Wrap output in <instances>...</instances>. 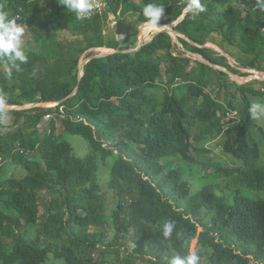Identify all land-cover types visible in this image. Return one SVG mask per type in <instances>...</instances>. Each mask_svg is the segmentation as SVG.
<instances>
[{
	"label": "trees",
	"instance_id": "1",
	"mask_svg": "<svg viewBox=\"0 0 264 264\" xmlns=\"http://www.w3.org/2000/svg\"><path fill=\"white\" fill-rule=\"evenodd\" d=\"M221 1L201 0L207 10L192 18L191 13H183L187 0H106L101 18L129 16L143 25V7L156 2L164 9L160 25L184 15L174 27L176 33L185 37L202 34L204 44L212 43L225 55L219 45L205 39L215 36L229 48H247L254 57V67L249 69L264 72V8L260 0H236L240 11L234 6L220 10ZM0 10L26 27L31 46L40 44L37 52L27 47L30 43L23 47L27 63L18 72L12 69L11 78L6 75L10 66L0 60V95L8 106L16 107L59 102L46 110H5L0 115V130H12L0 134L1 163L23 165L26 155H38L37 163L25 167L33 169L32 173L0 180V264H44L48 255L66 264H170L173 256L190 252L194 239L200 264H264V199L251 200L240 194L244 189L264 193V163L258 164L249 143L255 130L262 133L249 113L250 97H263V91L229 82L227 73L186 57L164 34L139 50L90 60L77 85L79 55L90 48L135 49L137 34L129 36L134 41L106 39L103 30L92 28L96 17L77 20L59 0H0ZM48 15L56 29L87 42L86 49L76 50L75 59L62 45L47 51L48 38L53 41L45 21ZM91 32L94 38H90ZM179 42L185 51L201 55L209 64L238 73L225 55L186 40ZM40 59L60 97L45 95L34 82L32 68ZM214 81L218 90L237 91L240 108L210 96L207 89ZM25 94L30 95L29 102ZM232 113L236 117L230 121ZM47 115L60 120L63 133L83 138L90 153L77 157L62 135L56 134L55 120H49L39 133L37 127ZM194 122L199 130L196 135ZM221 131L222 153L235 160L230 166L214 163L209 156V144ZM110 157L114 160L108 188L116 204L127 203L131 233L118 208L110 216V235L102 232L106 208L96 175L98 163H106ZM204 170L206 177L202 176ZM191 176L193 183L208 182L193 189L187 180ZM209 178H223L235 190L229 197L221 196L218 185ZM44 194L49 203L42 231L47 234L50 230L49 241L26 231L38 226ZM165 220L176 222L168 240L160 227ZM96 251L98 257L92 259Z\"/></svg>",
	"mask_w": 264,
	"mask_h": 264
},
{
	"label": "rangeland",
	"instance_id": "2",
	"mask_svg": "<svg viewBox=\"0 0 264 264\" xmlns=\"http://www.w3.org/2000/svg\"><path fill=\"white\" fill-rule=\"evenodd\" d=\"M133 1L136 3L142 2V0H133ZM235 1L236 0H222L218 4L219 9L221 10L223 8H226L227 6H234L237 11H240V7H239L238 3H236ZM97 17L95 18L94 23L92 24V28L98 27L101 30H103L102 35H105L106 39L122 40V39L128 38V40L134 41V38H131L129 36L134 35L135 33L137 34L135 40H137L138 37H140L142 39L145 37V36H143L144 35L143 32L146 31V29L143 27V25H139L134 19H132L129 16L123 17V16L109 15L105 21L101 18V15L97 16ZM49 20H50V16L48 15L45 18V21L48 24L51 36H53V38H52L53 41H51V39L48 38L50 41V43L48 42V45L46 46L48 52H51L54 50L56 51V50H58L56 47H58V45H62L63 49L65 51L69 52V57L72 59H75L78 55L76 52L77 49H79V48L80 49H86L87 48L86 47L87 42H85L83 40H79L76 36L71 35L67 32H62V31L56 29L55 26H53ZM175 23H179V22L176 21V22L170 23L166 26L168 28H171L173 25H175ZM47 30H48V28H47ZM163 31L164 30H161V28H159L157 31H146L147 32L146 37L152 36L155 34L156 35H159V34L167 35L169 37V40L175 46V48L177 47V49L180 52H183V50H184V49H182V45L179 42V39H182V40L189 41L193 46H196L198 48H210V49H213L214 51L218 52L220 55H225L218 47H216L212 43L207 42V44H204L205 43L204 35H202V34H193L191 37H185L183 35H179L176 32H172V31L167 30L168 33H165V31L164 32ZM89 35H90V38L95 37V34L92 32ZM149 40H151V38L148 39L147 41H149ZM205 40L214 41L217 45L220 46V48L225 53L228 54V55L226 54L225 56L227 57L228 63L231 65V67L233 69L238 67V65L242 66V68L254 67V57L252 55H249V52H247V48H237L236 46L229 48L226 45L221 44L219 39L215 36H210L209 39H205ZM31 41H32V37L27 32V29L25 27V34L23 37V47L25 48L26 45L28 43H30V44H28L27 47L30 46L29 49H32L35 52H37V49L39 50L40 44L31 46V43H32ZM242 49H246L247 53L243 52ZM107 52H108V49H106V48H90V49L86 50L83 54L79 55L78 62L81 61L82 59L84 60V59L88 58L91 55H100V54H104ZM55 54H56V52H55ZM198 56L199 55L192 56L191 59L192 60H199ZM166 68H167V66L163 62L162 63V71L165 74V78L168 77L167 76L168 73L165 70ZM194 68H195V65L193 63H191L190 72L192 75L195 74ZM222 70L225 71V69H223V68H222ZM32 76H33L34 82L37 84V86H39V88L43 89L45 95H49L50 93H54L57 97H60L61 93L59 91V88L57 86H55V87L52 86V84L50 83L52 81L53 77H50L46 73V71H43V63H42L41 59L37 64H35L33 66ZM46 76L49 79L46 80ZM250 77L253 78V75H248V77L245 80L250 81L251 80ZM263 77H264V75L259 76V78H258L259 82L253 81L252 83H249V82L245 83V80L244 81L241 80L238 76L232 77L229 74L228 75V79H229L228 81L231 83H236V84L239 83L238 85H241V86L248 85V86H251L252 88H254L255 90H261L264 92V78ZM159 92H160L159 94H162L163 90L159 91ZM207 92L212 97L216 96L221 103H224L228 107L235 105V106L240 108V106L242 105L241 100L239 98V95H238L237 91H235L234 88H229L227 90L221 88L220 90H218V86L216 85V83L214 81L211 84V86L207 89ZM24 97H25V101L29 102L30 95L25 94ZM200 101H201L200 99L197 100L198 103ZM250 102L251 103L260 102V103L264 104V96L263 97H250ZM55 103H57V102H55ZM191 104L193 106L196 105L193 101L191 102ZM30 105L31 104L26 103L23 106H27V108L40 107L44 110L55 106L54 103L35 104L32 106H30ZM235 117H236L235 113H232V114H230L228 119H230V121H233ZM252 118H253V121L256 124V126L261 129L262 133L255 130L252 134V137L249 140V143H250V145H252V148L254 150V155L257 156L256 160H257L258 164H263L264 163V115H261L258 117L252 116ZM49 120H55L56 134L62 135L61 136L62 140L71 146V148L73 149V151L77 157L84 158L90 153L88 143L83 138H81L79 136H73V135H70L67 133H63V128H62L60 120L56 119V117H53V115H49V118H47V116L44 117V119L41 121V123L37 127L39 133H43V131L47 128V124H48ZM191 121H193V120H191ZM194 124H195V126L193 128V134L196 135V134H198L199 130H198L196 122H194ZM8 131H12V130L11 129H5V130L3 129V130H0V134L6 133ZM125 142H127V144L129 145L131 150L135 151V146L132 145L129 140H126ZM223 142H224L223 141V132L221 131L217 140L215 142L209 144L210 145L209 147L211 149V154L209 156L214 163L221 164L222 166H230V163L232 164L235 160L233 161L232 157L222 153ZM26 159H28L29 161H26ZM24 160H25V162L23 163V165H11L9 163L4 165L0 161V180L5 179V178H9V177H13L15 179H21V178H24L25 176H27L28 173H32L33 169L30 171H27L25 167L26 166L31 167V164L37 163L38 162V155L36 153H30L24 157ZM113 160H114L113 157H110V158H108V161L106 163L102 164L99 162L98 163V172L96 175V181L100 187L101 194L105 199V208H106L105 225L102 228V232L108 231L109 232L108 235H110V233H111L110 216H111L113 209L118 208L122 212L123 220H124L125 224H128L129 233H131V228L129 226L130 211L128 210L127 203H123V205L116 204V201L114 200V198L112 196V192L108 188V182H109V176H110L109 171H110V167L113 163ZM187 168L189 169V167H187ZM197 168L198 167L192 169L194 173L198 172ZM207 173L208 172L206 170L202 171V176L206 177ZM194 177H195V175H194ZM187 180L189 182H191L193 189L200 188L203 184H207V182H208L207 180H205V181L193 183V177L192 176L188 177ZM209 181L218 185L217 193L221 196L229 197L230 193H232L235 190V188L233 186H231L230 184H228L227 181L224 180L223 178H217L215 180H212L209 178ZM240 194L242 196L248 198V199H251V200L264 199V193H258V192L250 191L247 189L241 190ZM48 203H49V197L44 194L42 196V199H41L40 205H39L40 217H39L38 226L36 228H33V229L26 228V231L31 236H38V234H40V238L42 239V241H49L51 238L50 233H49L50 230L47 232V234L43 233V231H42L44 229L43 227L47 221L46 206ZM50 229H51V227H50ZM198 232H201V229H198ZM197 247H198L197 239H194L190 245V251L196 252ZM97 257H98V253L96 251L92 254L91 258L96 259ZM44 264H66V263L63 259H56L52 255H48L47 260ZM203 264H205V263H203Z\"/></svg>",
	"mask_w": 264,
	"mask_h": 264
},
{
	"label": "clouds",
	"instance_id": "3",
	"mask_svg": "<svg viewBox=\"0 0 264 264\" xmlns=\"http://www.w3.org/2000/svg\"><path fill=\"white\" fill-rule=\"evenodd\" d=\"M67 11L73 13L77 20H84L90 17L95 9L93 0H59ZM260 6L264 8V0H260ZM207 9L201 0H187L183 13H191L192 18H196ZM164 9L156 2L147 3L142 9L144 17L143 27L147 31H157L162 26L160 20ZM100 16V15H99ZM25 27L18 24L15 18H10L8 11L0 10V60L5 61L10 67L6 75L11 78L12 69L20 71V65L27 63V56L23 48V37ZM8 104L3 95H0V115L5 113ZM53 108V107H52ZM249 113L253 117L264 115V104L253 102L249 106ZM49 116V115H47ZM162 237L168 240L172 237L176 228V222L165 220L161 224ZM201 257L190 251L187 255H175L170 259V264H200Z\"/></svg>",
	"mask_w": 264,
	"mask_h": 264
},
{
	"label": "water",
	"instance_id": "4",
	"mask_svg": "<svg viewBox=\"0 0 264 264\" xmlns=\"http://www.w3.org/2000/svg\"><path fill=\"white\" fill-rule=\"evenodd\" d=\"M184 16V15H183ZM183 16L179 19V21H177V22H180V20H182V18H183ZM178 23H175V25H173L171 28H169V29H164V31H165V33H168V31H172V32H175L174 31V26H176ZM162 27L161 28H163V27H166V25H161ZM168 30V31H167ZM163 31V32H164ZM160 33V32H159ZM157 35L155 34V35H152V37H151V40L153 39V38H155ZM151 40H149V41H146L145 43H141V42H139V40L137 41V44H136V47H135V49H132V50H108V52L107 53H104V54H100V55H91V56H89L88 58H86V59H82L81 61H79L78 62V72H77V85L80 83V80H81V77H82V75H83V69H84V66L86 65V63H88L90 60H92V59H95V58H102V57H108V56H110V55H112V54H115V53H127V52H130V51H136V50H139L144 44H147V43H149ZM187 55H190V56H196L197 54H194V53H191V52H188V51H184ZM198 58H199V60L198 61H200V62H202V63H205L206 65H208V66H210V67H212L213 69H215V70H220V71H223L222 70V68H220V67H218V66H215V65H212V64H209V62L206 60V59H204L202 56H198ZM225 73H227V75L228 74H230L229 72H226V71H224ZM76 90H77V88L74 90V92L71 94V96L72 95H74L75 93H76ZM55 104V106H57L58 104H59V102H57V103H54ZM32 105H35V104H31L30 106H32ZM29 106V105H28ZM55 106H53V107H55ZM52 108V107H51ZM22 109H29V108H27V106H18V107H16V106H8L7 107V109L6 110H22Z\"/></svg>",
	"mask_w": 264,
	"mask_h": 264
},
{
	"label": "built area",
	"instance_id": "5",
	"mask_svg": "<svg viewBox=\"0 0 264 264\" xmlns=\"http://www.w3.org/2000/svg\"><path fill=\"white\" fill-rule=\"evenodd\" d=\"M93 2H94V4H95V9H94V11H93V13L90 15V17L89 18H87V19H84V20H88V19H92L93 17H97V16H99V15H101L104 11H105V9H106V7H107V2H106V0H93ZM144 36V35H143ZM146 39V37H144L143 39L142 38H140V37H138V40H139V42H141V43H145L146 41H147V39ZM137 40V41H138ZM145 45V44H144ZM172 45H173V43H172ZM174 46V45H173ZM175 47V46H174ZM175 49H177V47L175 48ZM183 49V48H182ZM178 50V49H177ZM179 51V50H178ZM185 50H183V53L185 54V56L186 57H192V56H190V55H187L185 52H184ZM242 69V70H241ZM235 70H237L238 71V73H236V74H234V73H230V76H238L241 80H245L247 77H248V75H253V78L252 77H250L251 78V80L250 81H247V80H245V83H247V82H249V83H252L253 81H257V82H259L258 81V78H259V76L260 75H264V72H260V71H256V70H253V69H249V68H241V67H236L235 68ZM249 72V73H248ZM229 75V74H228ZM264 78V77H263ZM239 84V83H238ZM237 84V85H238ZM47 118H49V116H47Z\"/></svg>",
	"mask_w": 264,
	"mask_h": 264
},
{
	"label": "bare ground",
	"instance_id": "6",
	"mask_svg": "<svg viewBox=\"0 0 264 264\" xmlns=\"http://www.w3.org/2000/svg\"><path fill=\"white\" fill-rule=\"evenodd\" d=\"M169 29L167 26L166 27H163V28H161V30H164V29ZM146 37V36H145ZM152 36H148V37H146V39L148 40V39H150ZM95 53V52H94Z\"/></svg>",
	"mask_w": 264,
	"mask_h": 264
},
{
	"label": "crops",
	"instance_id": "7",
	"mask_svg": "<svg viewBox=\"0 0 264 264\" xmlns=\"http://www.w3.org/2000/svg\"><path fill=\"white\" fill-rule=\"evenodd\" d=\"M109 50V49H108Z\"/></svg>",
	"mask_w": 264,
	"mask_h": 264
}]
</instances>
